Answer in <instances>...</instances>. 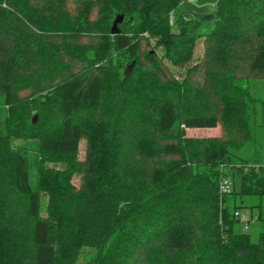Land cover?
Returning a JSON list of instances; mask_svg holds the SVG:
<instances>
[{
	"label": "trees",
	"instance_id": "trees-1",
	"mask_svg": "<svg viewBox=\"0 0 264 264\" xmlns=\"http://www.w3.org/2000/svg\"><path fill=\"white\" fill-rule=\"evenodd\" d=\"M68 1L0 0V264H264V230L256 241L233 230L243 198L264 195V142L248 124L264 0H218L198 15L184 0ZM219 118L241 136H184ZM16 140L36 145L34 186ZM248 142L253 157H235ZM228 173L240 190L220 193Z\"/></svg>",
	"mask_w": 264,
	"mask_h": 264
},
{
	"label": "rangeland",
	"instance_id": "rangeland-1",
	"mask_svg": "<svg viewBox=\"0 0 264 264\" xmlns=\"http://www.w3.org/2000/svg\"><path fill=\"white\" fill-rule=\"evenodd\" d=\"M218 0H184L182 5L180 6L181 9L184 10V12L198 15L210 12L214 9L216 3ZM69 9L74 10L76 9V1L70 0L68 1ZM74 12V11H71ZM98 13L96 12V9H94L92 15L95 16ZM173 18V10L169 12L168 15V21L171 24ZM208 26H206V29ZM81 43L88 42V39H81ZM150 42L154 45V40L150 38ZM141 49H151L152 47L150 45H146V43L142 40L141 42ZM203 37H200L196 40L194 50H193V56H192V63L195 64L197 62H200L199 60H202L203 55ZM157 53L161 55V52L157 49ZM240 60V59H239ZM238 60V61H239ZM165 63L169 68L171 67L172 71H176V77L180 78L182 76L177 73V70L175 67L171 66L168 61L165 60ZM80 68V65L77 66ZM132 69V68H131ZM193 77L197 76V73H192ZM239 75V74H238ZM261 77H264L262 75ZM248 82V81H247ZM247 82H244L243 85H245ZM249 86L251 88V95L254 98H258L259 103L256 105V109L254 113L250 116L249 120V133L250 135L254 136L256 140H263L264 142V79H256L252 80L249 83ZM34 90V87L32 88L29 86L26 90H22L19 97L25 98L31 95L32 91ZM211 102L213 103V108L216 110V112H219L220 106L215 103H220V99L214 96L211 99ZM0 108H2V114L6 115L8 107L3 102L2 97H0ZM218 108V111H217ZM98 109V107H97ZM98 110H94V112H97ZM238 126L234 125L232 120H229L228 118H219L216 122V125L214 127H202V128H185V137H194V138H200L204 140H213L214 142H221V140L225 138H234L236 135V138H239L241 134L236 133ZM240 133V132H239ZM238 134V135H237ZM250 142H248L245 146H243L241 149H239L236 152L235 157H243L244 158H252L254 153L253 150H251V147L248 145ZM15 147H17L20 150L25 151L26 155L28 156L29 160V179L32 186H34V182L37 178V170H36V164H37V157H36V145L31 140H27L23 142L22 140H16V143L14 144ZM84 149H85V140H81L79 143L78 148V157L79 159H82L84 156ZM262 159L264 160V147L262 151ZM46 167L51 168L54 170L61 169L63 167L60 162L54 161V160H47L46 161ZM230 172V171H229ZM226 179L231 182V188L234 189V191L240 190V180L239 176L234 173L230 174L228 173L226 176ZM71 183L74 185H77L79 181L78 175H73L70 178ZM41 216L46 215V211L44 210L46 204H47V195L42 194L41 195ZM236 216L238 217V220L233 223V230L235 232L245 233L248 234V237L251 241H256L258 237V233L262 230H264V195L263 196H245L243 198L242 205L237 207L236 209ZM85 253L84 257H81L80 260H85L88 255H90L91 251L87 249L86 251H83Z\"/></svg>",
	"mask_w": 264,
	"mask_h": 264
},
{
	"label": "water",
	"instance_id": "water-1",
	"mask_svg": "<svg viewBox=\"0 0 264 264\" xmlns=\"http://www.w3.org/2000/svg\"><path fill=\"white\" fill-rule=\"evenodd\" d=\"M122 14H119L115 17V19L113 20L112 26H111V31L115 32L118 31L117 29V23H119L122 20ZM133 62H131L124 70V76H127L128 73L130 72L131 68H132ZM36 118V115H33L32 121H34Z\"/></svg>",
	"mask_w": 264,
	"mask_h": 264
},
{
	"label": "built area",
	"instance_id": "built-area-1",
	"mask_svg": "<svg viewBox=\"0 0 264 264\" xmlns=\"http://www.w3.org/2000/svg\"><path fill=\"white\" fill-rule=\"evenodd\" d=\"M192 1V0H191ZM231 182H229L226 177L221 178L219 185H218V190L220 193H226L231 190ZM236 214V212H235Z\"/></svg>",
	"mask_w": 264,
	"mask_h": 264
},
{
	"label": "crops",
	"instance_id": "crops-1",
	"mask_svg": "<svg viewBox=\"0 0 264 264\" xmlns=\"http://www.w3.org/2000/svg\"><path fill=\"white\" fill-rule=\"evenodd\" d=\"M192 1H195V0H192Z\"/></svg>",
	"mask_w": 264,
	"mask_h": 264
}]
</instances>
